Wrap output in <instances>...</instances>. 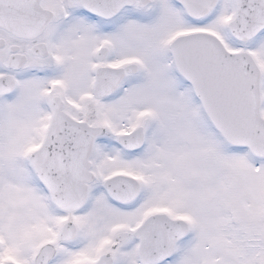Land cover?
I'll use <instances>...</instances> for the list:
<instances>
[{"label": "snow or ice", "instance_id": "obj_1", "mask_svg": "<svg viewBox=\"0 0 264 264\" xmlns=\"http://www.w3.org/2000/svg\"><path fill=\"white\" fill-rule=\"evenodd\" d=\"M0 264H264V0H0Z\"/></svg>", "mask_w": 264, "mask_h": 264}]
</instances>
